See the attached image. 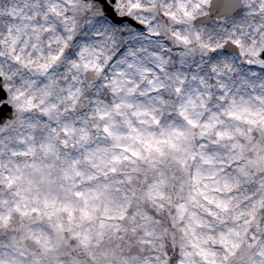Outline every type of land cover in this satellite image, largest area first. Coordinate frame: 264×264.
<instances>
[{"label":"clouds","instance_id":"1","mask_svg":"<svg viewBox=\"0 0 264 264\" xmlns=\"http://www.w3.org/2000/svg\"><path fill=\"white\" fill-rule=\"evenodd\" d=\"M0 0V264H264V0Z\"/></svg>","mask_w":264,"mask_h":264},{"label":"snow or ice","instance_id":"2","mask_svg":"<svg viewBox=\"0 0 264 264\" xmlns=\"http://www.w3.org/2000/svg\"><path fill=\"white\" fill-rule=\"evenodd\" d=\"M99 2L102 5L105 14L110 15L114 21L119 22V19L112 12L110 5L107 3V0H99Z\"/></svg>","mask_w":264,"mask_h":264}]
</instances>
